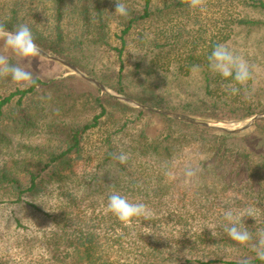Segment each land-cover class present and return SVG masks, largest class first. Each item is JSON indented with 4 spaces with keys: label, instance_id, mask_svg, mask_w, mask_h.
Listing matches in <instances>:
<instances>
[{
    "label": "trees",
    "instance_id": "trees-1",
    "mask_svg": "<svg viewBox=\"0 0 264 264\" xmlns=\"http://www.w3.org/2000/svg\"><path fill=\"white\" fill-rule=\"evenodd\" d=\"M136 1L0 0V29L84 69L87 46L124 52L110 42L116 4L125 8L123 47L131 30L151 17L154 0H145L142 11L133 7ZM188 1L176 4L184 7ZM250 2L244 1L264 15V0ZM241 22L264 27L260 19ZM18 71L15 58L0 57V193L5 196L0 202L42 211L38 198L60 191L61 209L70 217L54 219L58 228L66 223L57 244L64 255L56 250L52 264H264V117L244 132L203 126L134 107L78 75L46 81L35 75L10 90ZM125 79L122 72L99 78L141 104L218 118L210 113L218 100L208 75L206 98L176 103L135 93ZM230 105L235 114L230 119L255 114L252 105ZM153 116L164 123L156 134L148 128ZM31 132L45 134L48 144L18 141ZM92 133H101L99 140L92 141ZM83 206V215L100 222L84 220L68 234L73 208ZM96 229L128 232L129 244L142 253L130 262L106 258L98 251ZM195 248H232L240 255L202 259L194 256Z\"/></svg>",
    "mask_w": 264,
    "mask_h": 264
},
{
    "label": "rangeland",
    "instance_id": "rangeland-1",
    "mask_svg": "<svg viewBox=\"0 0 264 264\" xmlns=\"http://www.w3.org/2000/svg\"><path fill=\"white\" fill-rule=\"evenodd\" d=\"M244 1L190 0L184 7H178L176 0H154L151 17L138 28L131 30L130 34L126 36L128 42L126 47L122 46V41L119 39L123 28L120 14L125 11V8L124 5L116 4L113 10L114 15H112L110 42L114 47L123 48L124 52L120 54L113 47L110 49L103 46L96 48L87 46L83 51L82 63L84 64L82 65H84V69L63 59L80 72L98 81L106 90L72 68L30 47L18 37L20 35L0 29V57H12L19 63V71L8 84L9 89L14 90L17 84L24 85L22 78L35 75L43 81L78 75L100 88L103 93L114 95L140 109H144L141 106H146L167 110L209 120L219 125H228L230 129H238L240 127L232 125L239 123L244 125L248 120L257 116L258 118L249 128L236 131L244 132L264 117V27H248L241 22L243 19L264 20V15L254 7L246 5ZM248 1L251 3L250 0ZM144 6L145 0L133 3L136 10L142 11ZM68 22L73 23L74 20L69 19ZM68 27L71 30L73 25L70 24ZM35 46L44 51L39 46ZM76 51L80 52L79 49ZM159 51L162 54L157 56ZM47 54L57 57L50 53ZM77 54L81 56L80 53ZM208 59L211 61L208 62ZM138 64L141 67H138ZM121 72L133 92L146 95L149 99L156 95L158 99H164L168 103L191 101L200 97L206 98L205 80L208 75L213 81L210 90L218 100L215 112L210 113L217 114L218 118L193 116L170 109L144 105L133 98L120 94L99 80L101 76L117 77ZM233 72H236L235 76H233ZM75 85L77 87L84 86L80 83ZM0 91L4 92V89ZM230 104H235V107L252 105L255 114L241 119H230L235 116ZM144 110L154 112L149 109ZM149 119L151 121L148 128L152 134H156L162 129L163 120L157 116ZM40 123L36 128L42 126ZM8 129L10 130V127ZM32 132L22 136L18 141L48 144L45 134L37 133L32 137ZM100 134L92 133L90 139L92 141L99 140ZM6 157L10 158V155H6ZM49 192H45L38 198V202L43 207L42 211L30 207L27 209V205L23 204L0 202V262L2 264H52L55 262L54 254L58 255L56 250H60V254L64 255L62 252L64 249L58 248L57 244L61 241L62 228L66 221L63 220L60 224L61 228H58L54 219L68 218L70 214H66L61 209L60 191L56 190L50 194ZM4 197L0 193V199ZM73 209L72 221L68 222L69 224L65 228L68 234L72 233L79 223L84 224V220L89 221L90 225L99 223L101 220L100 218H93L94 221L96 220L95 222L90 220L89 213L91 212L87 216L83 215L81 212L87 210L86 206L80 210L78 207ZM69 212L70 209H68ZM97 213L100 215L101 212ZM17 216L20 217L21 224L17 223ZM96 234L101 246L98 251L110 260L121 259L130 262L135 254L142 253V248L129 244V240L132 241V238L128 232L116 233L114 229H105L104 231L96 229ZM120 234L122 237H119L118 240L117 235ZM138 237L137 233L135 238L138 239ZM196 249L194 256L202 259L235 260L240 255L239 250L232 248L221 251ZM184 251L188 252V250Z\"/></svg>",
    "mask_w": 264,
    "mask_h": 264
},
{
    "label": "water",
    "instance_id": "water-1",
    "mask_svg": "<svg viewBox=\"0 0 264 264\" xmlns=\"http://www.w3.org/2000/svg\"><path fill=\"white\" fill-rule=\"evenodd\" d=\"M14 34V33H13ZM16 35V34H15ZM23 42H25L27 45H29L30 47L36 49L37 51H39L40 53L50 57L51 59H54L58 62H60L63 65H66L70 68H72L73 70H75L77 73H80L83 77H85L86 79L90 80L91 82L95 83L96 85L102 87L103 90H106V88H104L98 81H96L95 79L88 77L86 74L80 72L77 68H75L74 66L70 65L68 62L64 61L63 59H60L58 57H54L51 56L47 53H45L44 51L40 50L39 48H37L34 44L30 43L29 41L24 40L23 38H21L20 36H18ZM125 99V98H124ZM127 101H129V99H125ZM144 109H149L152 110L154 112L160 113V114H164L167 115L169 117L172 118H176L179 120H183V121H187V122H191V123H195V124H199V125H203V126H208V127H216V128H221L223 130H227V131H243L247 128H249L258 118L257 116L253 117L252 119L248 120V122H246L242 127L238 128V129H230L228 128V125H219L215 122H211L209 120H204V119H199V118H195V117H190V116H186V115H182V114H178L175 112H171V111H167V110H162V109H157V108H149L146 106H141Z\"/></svg>",
    "mask_w": 264,
    "mask_h": 264
},
{
    "label": "bare ground",
    "instance_id": "bare-ground-1",
    "mask_svg": "<svg viewBox=\"0 0 264 264\" xmlns=\"http://www.w3.org/2000/svg\"><path fill=\"white\" fill-rule=\"evenodd\" d=\"M242 125H243L242 123H239V124H236V125L233 124L232 126H233V127H241Z\"/></svg>",
    "mask_w": 264,
    "mask_h": 264
}]
</instances>
